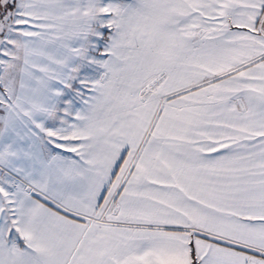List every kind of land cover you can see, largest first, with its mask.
I'll use <instances>...</instances> for the list:
<instances>
[{
  "label": "snow or ice",
  "instance_id": "1",
  "mask_svg": "<svg viewBox=\"0 0 264 264\" xmlns=\"http://www.w3.org/2000/svg\"><path fill=\"white\" fill-rule=\"evenodd\" d=\"M0 264H264V0H0Z\"/></svg>",
  "mask_w": 264,
  "mask_h": 264
}]
</instances>
